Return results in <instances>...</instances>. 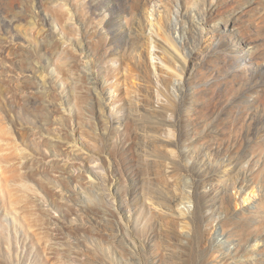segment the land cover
Returning a JSON list of instances; mask_svg holds the SVG:
<instances>
[{
	"label": "rangeland",
	"instance_id": "rangeland-1",
	"mask_svg": "<svg viewBox=\"0 0 264 264\" xmlns=\"http://www.w3.org/2000/svg\"><path fill=\"white\" fill-rule=\"evenodd\" d=\"M0 264H264V0H0Z\"/></svg>",
	"mask_w": 264,
	"mask_h": 264
},
{
	"label": "bare ground",
	"instance_id": "bare-ground-1",
	"mask_svg": "<svg viewBox=\"0 0 264 264\" xmlns=\"http://www.w3.org/2000/svg\"><path fill=\"white\" fill-rule=\"evenodd\" d=\"M34 108V107H33ZM31 110V109H30ZM32 111H34V110H32ZM31 111V112H32ZM164 122H166L167 123V121H164ZM171 145L173 144V143H170ZM153 146V145H152ZM157 155H159V156H161V153L158 151V150H156V151H154ZM3 219V218H2ZM5 220V219H4ZM6 255V254H5ZM5 255H4V258H5ZM7 256V259L9 258V253L6 255ZM6 259V258H5ZM190 262V261H189Z\"/></svg>",
	"mask_w": 264,
	"mask_h": 264
}]
</instances>
